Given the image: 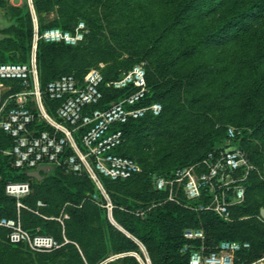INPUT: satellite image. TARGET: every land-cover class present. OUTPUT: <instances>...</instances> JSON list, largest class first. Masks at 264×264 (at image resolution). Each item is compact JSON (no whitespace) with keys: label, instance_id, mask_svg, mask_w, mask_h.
Listing matches in <instances>:
<instances>
[{"label":"rangeland","instance_id":"1","mask_svg":"<svg viewBox=\"0 0 264 264\" xmlns=\"http://www.w3.org/2000/svg\"><path fill=\"white\" fill-rule=\"evenodd\" d=\"M9 1L11 0H0V43L6 44L10 37L27 42L29 37L26 29L32 28L30 16L26 15L20 22L17 21L15 15L23 10V6L14 9L8 4ZM21 1L24 5L27 3L26 0H14L13 3ZM199 1L194 0L196 7L199 6ZM214 1H220L216 12L207 17L202 14L201 8H197L192 20L190 17L189 22L184 24L186 29L190 28V33L196 40L208 44L212 41L213 44H201L194 40L192 44H197V54L189 58L190 62L182 69L177 68L176 60L184 54L188 55L189 51L183 47L184 42L172 43L169 19L163 16L174 0H44L39 3L37 13L42 26L64 28L63 25L67 24L69 28H73L81 20L86 23L88 32L84 41L76 49L71 50L69 47L65 51L69 59L79 64L82 81L101 74L105 78V90L110 91L112 80L124 76L134 63L143 62L152 74L150 83L153 86L165 87L172 81L177 82V86L163 97L161 115L146 117L127 135L125 149L140 162L141 173L150 167L171 170L187 161H192L191 165L197 167L202 160L197 161V158L217 146L215 131L219 127H236L239 131L238 140L234 142L226 138L225 142L229 147H240L251 154L254 150L260 153L252 182L254 194L247 206L264 209V94L254 100L252 93V84L256 80L264 86V0ZM258 3L260 4L255 13L242 27L237 28L231 24V17ZM21 23L23 29L19 26ZM182 35L178 33L180 41ZM31 52L32 46L29 59ZM55 58L59 59L57 52ZM42 65V72L47 77L48 70ZM159 71L163 74L158 73ZM42 72L40 71L41 74ZM116 75L119 77H115ZM1 89L0 86V102ZM159 171L153 170L155 176L151 182L153 181L154 191L157 189L154 179ZM65 174L71 173L65 171ZM108 189L115 195L141 194L138 200L143 204L140 214L149 213L168 203L186 205L193 210L196 206L192 203L194 201H189L181 192L178 193L177 202L168 200L166 191V194L158 193L160 190L155 191V194L154 191L145 190L143 175L108 184ZM30 194V198L24 201L28 206L23 208L26 217L30 213L53 221V234L63 233L64 236L67 226L76 227L79 216L77 210H82L88 212L89 216L95 213L94 220L88 221L92 229L106 228L109 223L135 242V250L120 252L121 250L110 249L95 264H139L128 253L139 250L135 238L147 245L119 223L120 228L117 227L101 205L88 211L90 204L87 199L74 203L68 200L63 189L54 187L50 189L48 202L35 201L33 194ZM5 201L7 202L6 199ZM39 201L44 206H38ZM233 219L254 221L264 230V217L250 214L244 208ZM110 233H113L112 230ZM249 241L255 242L254 238ZM262 241L264 243V238ZM72 243L81 254L76 242ZM30 252L26 247L12 249L6 236L0 234V264H58L63 258L77 257V252L72 248L50 255ZM150 253L154 259L155 254Z\"/></svg>","mask_w":264,"mask_h":264},{"label":"built area","instance_id":"2","mask_svg":"<svg viewBox=\"0 0 264 264\" xmlns=\"http://www.w3.org/2000/svg\"><path fill=\"white\" fill-rule=\"evenodd\" d=\"M26 1L33 22L30 59L25 63H0V79H18L32 88L14 95L15 105L8 111L6 118L0 121L2 129L13 140V146L5 153L13 157L16 168L27 171L37 169L42 164H54L67 172H85L104 199V203L99 204L107 209L109 217H113L114 204L103 185L101 175L113 180L128 179L142 171L136 159L116 152L124 142L122 126L147 114L160 115L163 105L160 102L146 104L150 88L146 67L140 62L124 76L110 82L112 90L128 89V93L108 102L103 88L105 78L101 74L89 77L83 82L74 74H64L50 81L46 93L50 99L60 101L57 108L60 120L52 117L42 101L37 67L39 42L76 45L85 39L88 29L82 20L72 30H63L60 27L41 29L35 0ZM31 96L37 103L39 116L55 128L54 132L44 130L34 134L31 130V124L36 117L27 105ZM79 130H82L80 142L76 137ZM238 134L236 127L227 129L230 141L236 139ZM67 146L73 152L65 155ZM256 169L245 149L228 146L222 150L209 151L197 167H178L169 176L155 177L154 183L158 190L168 193L170 201L178 202L179 192L189 201H199L209 196V200L196 204L195 210L212 212L226 221H231L232 207L244 203L246 183ZM5 191L16 199V216L0 215V229L8 230L7 239L11 244H22L36 253H49L72 242L66 235L60 241L51 234H33L24 227L21 212L23 208H28L23 199L31 193L29 182H9ZM98 197L94 195L95 200ZM38 206H44V203L39 201ZM183 236L186 242L181 252L189 253V264H235L237 254L250 248L247 241L222 240L214 250L208 251L203 243L206 238L203 229L187 228ZM135 240L139 250L128 254L135 257L139 264H153L146 246L138 239ZM194 241H200L201 245L196 248ZM251 264H264V255Z\"/></svg>","mask_w":264,"mask_h":264},{"label":"trees","instance_id":"3","mask_svg":"<svg viewBox=\"0 0 264 264\" xmlns=\"http://www.w3.org/2000/svg\"><path fill=\"white\" fill-rule=\"evenodd\" d=\"M44 0H35V10L37 13V7L40 2ZM199 1V0H195ZM214 0H200L199 6L196 7L194 5V0H190V2H186L185 0H174V2H170V6H168V10L165 11L163 16L169 19V29L172 35V43L175 41H179L180 43H185L183 47L188 49V55L184 54L176 60L177 68L180 67L182 69L185 64L189 61V58L196 56L197 47L195 44H192L196 38L190 33V28L186 29L184 24L188 23V19L195 13L196 9L201 8L202 14L205 16H210L216 10V6L220 1ZM258 5H253L252 7L243 10L239 14L231 17L230 22L235 27H242V24L247 23V20L255 13L256 9L259 7ZM14 9H18L17 7H12ZM186 10L187 13H186ZM216 12V11H215ZM187 14V15H186ZM26 15L30 16V20L32 23L31 29H26L29 40L27 42L22 41L17 37H10L8 42L0 43V63H25L29 61V50L32 46V36H33V22L31 17V11L26 3L23 6V10L19 11L15 16L17 21H21ZM38 16V13H37ZM39 25L41 29H46L49 27L55 26H42L40 23V19L38 16ZM77 24V23H76ZM75 24V25H76ZM74 25V26H75ZM20 28L23 29L22 23L19 24ZM63 30H72L73 28H69V25H63ZM179 29V31H177ZM169 32V34H170ZM182 33V38L180 41V37H178V33ZM218 40V39H214ZM84 41V40H83ZM82 41V42H83ZM201 44L207 43L200 40H196ZM209 44H213L212 41H209ZM81 43V42H80ZM76 45H68L64 42H53L48 43L45 41H40L37 49V67L39 74V82L40 88L42 91V101L45 105L48 113L57 120L60 118L57 115V108L60 105V101L52 100L46 93L47 84L64 75V74H74L77 79L83 82L81 78V68L76 61L69 59L66 55V48L71 47L77 48ZM192 44V45H190ZM208 44V43H207ZM208 44V45H209ZM204 46V45H203ZM182 47V44L180 45ZM205 48V47H204ZM59 54V59L55 58V53ZM140 63V62H137ZM137 63H134L129 70ZM48 70V76L45 77L42 72L43 65ZM66 72H62V71ZM42 72V74L40 73ZM146 78L147 83L150 88V92L148 94L146 104L152 102H160L162 104L163 97L171 92V90L177 86V82H170L165 87L153 86L150 83V75L146 68ZM160 73V71L158 72ZM160 74H163L161 72ZM163 76V75H162ZM119 77V76H115ZM258 77V76H257ZM0 85L3 87H10L9 90H3L1 92V102H0V121L6 118L8 111L15 105L14 95L27 89L32 88V86L27 87L23 84L21 80L18 79H0ZM106 95V100L111 101L112 99H117L120 96L128 93V89L121 90H110L106 91L105 86L103 87ZM252 93L254 100H257L259 95L264 94V86L261 85L259 80H256L255 83L252 84ZM28 107L32 109L35 113V119L31 124V130L34 134H38L44 130H48L50 132H54L55 128L50 125L45 119L39 116V109L36 101L31 96L28 102ZM163 105V104H162ZM161 115V114H160ZM154 116L151 114H147L146 116L138 119L130 121L129 123L122 126L124 130V142L120 147L116 149V152L125 156L130 155L125 149V144L127 141V135L131 130L136 129L141 123L142 120L148 116ZM225 133V137H224ZM62 135V133H58ZM82 136V130L76 132L77 140L80 142ZM227 137V128L219 127L215 131V141L217 146H214L209 149V151L222 150L228 147L226 144ZM237 139V138H236ZM234 139L233 141L235 142ZM238 140V139H237ZM236 140V141H237ZM13 146L12 138L5 133V131L0 126V215L6 217H15L17 213L16 208V199L10 197L6 194L5 187L9 182H17V181H25L29 182L31 185V193L33 194V198L35 201L43 200L45 202L49 201V194L51 188H60L63 189L67 194V198L69 201L74 203H78L82 199H87L88 211H91L93 208L97 209L100 207L99 203H104L103 197L100 195L95 183L92 179L84 172L82 174H75L72 172L70 175L65 174V169L59 166H55V169L48 170L42 172L44 177L40 180L30 178L27 175V170L19 169L14 166V159L12 156L5 153L6 150H9ZM246 150V149H245ZM208 151V152H209ZM247 151V150H246ZM73 151L70 146L65 148V155L71 154ZM248 152V151H247ZM207 154V153H206ZM206 154L202 155L200 158H197V161L203 159ZM250 158L252 159L255 165L258 164V159L260 158V153L257 150H254L249 153ZM136 159V158H134ZM137 160V159H136ZM138 161V160H137ZM139 162V161H138ZM192 161H187L186 163H180L175 168L171 170H163L161 167H150L147 168L143 173H137L128 179H117L113 180L109 177L101 175V180L103 185L111 197V200L114 204L113 208V218L123 226L128 231L135 234L136 237L141 239L147 246V250L155 254L154 259L151 256L153 264H189V253H182L181 248L186 242L183 232L187 228L193 229H203L206 234V238L204 240V245L208 251L214 250L216 246L222 240H239V241H248L251 238H254L255 242H250V248L244 249L240 251L235 260V264H251L252 262L258 260L264 255V243L262 238H264V230L260 229L254 221H238L240 219H233V216H236L238 211L244 208L249 211L250 214L261 215L262 208H249L247 206L248 200L253 196V179L256 175V171L252 172L250 175L246 186V198L244 203L240 205H235L232 207V220L226 221L218 215L208 212V211H196L191 209L186 205H178L176 203H168L162 207L155 209L149 213L140 214L139 212L142 210L143 204L138 200L141 197V194L136 196H131L129 193L125 196V193L119 194H111L108 189V184H116L122 181L130 180L138 175H143L144 179V187L145 190L154 191L153 179L154 169H159L158 176H169L173 170L178 167H184L191 165ZM140 164V162H139ZM141 165V164H140ZM74 175V176H72ZM155 191H159L156 189ZM154 191L155 194H157ZM158 193L166 194L164 191H159ZM31 195V194H30ZM30 195L23 199L26 201L27 198H30ZM94 195L99 196L98 200L94 199ZM129 195V196H128ZM32 198V197H31ZM136 198V199H135ZM7 200V202L5 201ZM209 200V196L202 198L199 201L192 202L193 204H198L199 202H205ZM188 201V200H187ZM87 204V205H88ZM106 213L107 209L103 206ZM94 209V210H95ZM138 212L134 214L133 212ZM22 222L26 229H28L33 234H51L60 241L63 240V233L56 235L55 233V223L53 221L37 217L33 214H27L22 209ZM77 225L73 227L71 225L65 228L66 237L75 241L81 250V254L78 251L75 244L67 243L62 248L49 252V253H40V254H55L62 253L64 250L68 248H72L77 252V257L71 258L66 257L58 261V264H95L96 262L102 260L105 257V254L109 252V250H115L120 252L135 250L136 244L133 240L126 237L123 233L115 230L113 227L108 225L106 228L96 227V229H92L88 224V221L94 220L93 217L95 213L90 217L85 211L77 210ZM109 216V215H108ZM70 224V223H69ZM111 227V229L109 228ZM112 230L113 233H110ZM7 229H0V234H3L7 238ZM90 233V234H89ZM8 241V239H7ZM195 247H199L200 241H194ZM9 246L12 249H17L20 247H25L22 244H11L8 241ZM149 248V249H148ZM126 249V250H125ZM29 250V249H28ZM30 251V250H29ZM36 253V252H30ZM85 260V261H84Z\"/></svg>","mask_w":264,"mask_h":264},{"label":"water","instance_id":"4","mask_svg":"<svg viewBox=\"0 0 264 264\" xmlns=\"http://www.w3.org/2000/svg\"><path fill=\"white\" fill-rule=\"evenodd\" d=\"M55 169L54 164H42L37 169L27 171V175L30 178L40 180L44 177L42 172ZM262 216L264 217V209L261 210ZM113 223H116L113 217H110Z\"/></svg>","mask_w":264,"mask_h":264},{"label":"crops","instance_id":"5","mask_svg":"<svg viewBox=\"0 0 264 264\" xmlns=\"http://www.w3.org/2000/svg\"><path fill=\"white\" fill-rule=\"evenodd\" d=\"M14 2V0H11V1H9L8 2V4L10 5V6H13V7H18V8H22V6H24V4H23V1H21V2H18L17 4H15V3H13ZM23 4V5H22ZM1 87H2V89H1V92L3 91V90H9L10 89V87H3L2 85H0Z\"/></svg>","mask_w":264,"mask_h":264},{"label":"bare ground","instance_id":"6","mask_svg":"<svg viewBox=\"0 0 264 264\" xmlns=\"http://www.w3.org/2000/svg\"><path fill=\"white\" fill-rule=\"evenodd\" d=\"M117 227H119V224L118 223H114ZM120 228V227H119Z\"/></svg>","mask_w":264,"mask_h":264}]
</instances>
